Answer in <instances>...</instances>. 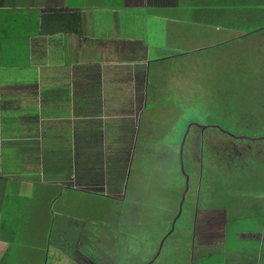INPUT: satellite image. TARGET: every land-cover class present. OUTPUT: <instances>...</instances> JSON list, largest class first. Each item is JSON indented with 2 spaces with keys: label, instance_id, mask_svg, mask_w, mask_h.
<instances>
[{
  "label": "crops",
  "instance_id": "crops-1",
  "mask_svg": "<svg viewBox=\"0 0 264 264\" xmlns=\"http://www.w3.org/2000/svg\"><path fill=\"white\" fill-rule=\"evenodd\" d=\"M147 2L0 0V232L40 239L54 231L59 198L66 195L70 206L89 189L110 191L104 195L128 207L123 219H135L143 195L135 187L125 190L129 172L152 171V159L167 172L175 141L138 140L149 79L166 75L163 65L177 55L176 47L165 51L167 13ZM232 139L239 138L223 142L233 153L224 152L229 173L222 194L205 209L206 218L219 213L222 224L212 228L214 220L206 219L198 247L193 232L187 264H214L218 253L226 259L217 264H264V148L252 146L250 165L239 157V148L247 147ZM144 184L135 183L140 190ZM8 218L14 229L2 225ZM231 230L238 239L226 244L223 236ZM255 242L258 250H252Z\"/></svg>",
  "mask_w": 264,
  "mask_h": 264
},
{
  "label": "rangeland",
  "instance_id": "rangeland-1",
  "mask_svg": "<svg viewBox=\"0 0 264 264\" xmlns=\"http://www.w3.org/2000/svg\"><path fill=\"white\" fill-rule=\"evenodd\" d=\"M106 1L128 5L126 0ZM146 4L167 13L165 51L177 48V55L161 69L166 75L156 82L153 75L149 79V100L138 139L175 141L167 172L158 169L162 166L155 165V159L152 171L143 176L129 172L125 190L130 194L136 188L143 195L135 219H123L128 207L104 195L110 191L78 192L80 199L73 196L70 206L64 204L66 195L62 196L53 206L54 231L42 232L40 240L11 244L10 252L8 246L0 245V264H187L193 232L198 247L205 220L220 215L212 212L206 218L205 209L212 197L222 194L224 173H229L221 157L233 151L228 153L224 140L239 134L232 143L247 147L239 157L243 155L250 165L255 157L252 146L264 148V38H233V30L198 24L183 0H148ZM245 56H253L257 71L247 74L242 69L240 60ZM214 146L222 152L214 154ZM139 180L145 183L142 190L135 185Z\"/></svg>",
  "mask_w": 264,
  "mask_h": 264
},
{
  "label": "trees",
  "instance_id": "trees-1",
  "mask_svg": "<svg viewBox=\"0 0 264 264\" xmlns=\"http://www.w3.org/2000/svg\"><path fill=\"white\" fill-rule=\"evenodd\" d=\"M183 2L186 3L191 10L192 21L198 24L200 23L215 26L217 28L233 30L236 32V35L233 38L240 37L250 39V37L257 35L264 38V0H183ZM240 61L243 65L242 69L247 74L249 72L258 70L254 63L253 56H251V59L249 56H245V58ZM262 71L264 72V68ZM236 137H239V134H237ZM221 159L223 160L224 158L221 157ZM221 224L222 223L215 219L214 226H212V228H218ZM2 225L7 228L14 229L13 226H15V222L8 218L7 220L2 221ZM231 231L227 232L225 237L223 236V238H225L226 244H228L230 241H233L234 239H238V232H236V230L232 232ZM215 232L216 234L219 233L218 230ZM221 233L222 231L220 234ZM211 239H214V237ZM0 240L8 242V247L11 244L18 245L20 242L25 240L31 241V239H24L14 235L7 236L3 232H0ZM254 245L255 246L252 250H256L258 248L256 247L257 242H255ZM11 247L8 248V252L12 250ZM225 259V257L218 253L215 255L214 259L210 260V262L217 264L222 260V263H224ZM261 260H264V244L260 253V262ZM4 261L5 257L1 260V263Z\"/></svg>",
  "mask_w": 264,
  "mask_h": 264
},
{
  "label": "water",
  "instance_id": "water-1",
  "mask_svg": "<svg viewBox=\"0 0 264 264\" xmlns=\"http://www.w3.org/2000/svg\"><path fill=\"white\" fill-rule=\"evenodd\" d=\"M184 138L185 137H183V140H182V144H183V142H184ZM181 153V152H180ZM181 155V154H180ZM180 161H182V159H181V156H180ZM187 185V184H186ZM183 197H184V195H183ZM181 205V204H180Z\"/></svg>",
  "mask_w": 264,
  "mask_h": 264
}]
</instances>
